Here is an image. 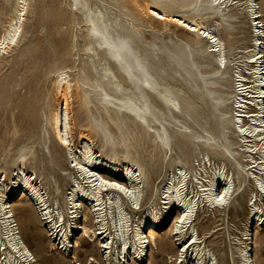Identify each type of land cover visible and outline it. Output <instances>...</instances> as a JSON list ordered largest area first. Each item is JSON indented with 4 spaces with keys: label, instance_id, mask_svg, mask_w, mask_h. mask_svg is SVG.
<instances>
[{
    "label": "bare ground",
    "instance_id": "bare-ground-1",
    "mask_svg": "<svg viewBox=\"0 0 264 264\" xmlns=\"http://www.w3.org/2000/svg\"><path fill=\"white\" fill-rule=\"evenodd\" d=\"M260 1L67 0V22L78 26L76 38L85 44L79 49L74 39L72 44L61 34L50 35L45 63L55 64V69L48 94L41 97V106L31 107L25 119L36 120L37 125L21 136L15 124L13 142L0 157V264H40L22 237L12 205L16 196L27 201L32 213L34 210L41 235L48 240V252H56L63 264L81 263L77 251L80 234L81 247L88 243L86 238L92 242L85 256L87 264H146L151 246L164 252L166 245L173 249V244L179 247L170 257L174 264H226L222 253L218 258L208 247V238L197 229V210L204 205L229 217L240 210L249 188L248 229L236 244L237 252L232 250L227 258L229 264H255V232L264 231V22ZM32 2L14 0V15L0 35V55L10 53L26 38L25 22ZM97 3L110 10L128 6L150 26L157 24L179 33L189 43L200 38L214 44L206 55L214 69L194 76L200 92L193 94L199 96L207 113L194 111L198 104L188 102L182 89L158 82L152 66L155 59L135 38L142 25L131 27L116 21L113 30L112 20L105 19ZM241 7V23L251 42L245 57L248 76L236 72V86L232 87L229 73L240 65H229L225 57L224 44L218 38V16L239 35L235 12ZM58 21L50 25H61ZM80 53L88 57L78 68L90 70L91 77L86 76L90 90L80 77L72 78L77 67L69 58L75 61ZM182 54L178 64L190 75L186 67L190 57ZM76 99L85 126L76 121ZM175 139L189 141L200 150L203 169L207 164L214 166L206 182L202 173L200 179L195 169L191 176L182 165L164 172L163 164L173 160L171 143ZM215 159L221 162L217 165ZM145 195L148 200L142 205ZM84 209L91 216L87 225L81 224L83 218L88 219L86 214L81 216ZM174 210L178 213L170 218ZM139 213V223L129 228ZM160 218L162 224L157 225L165 226L163 231L172 226L173 242L155 237L158 226L150 225Z\"/></svg>",
    "mask_w": 264,
    "mask_h": 264
},
{
    "label": "rangeland",
    "instance_id": "rangeland-1",
    "mask_svg": "<svg viewBox=\"0 0 264 264\" xmlns=\"http://www.w3.org/2000/svg\"><path fill=\"white\" fill-rule=\"evenodd\" d=\"M14 4V0H10V2L0 0V35L3 33V26L14 15ZM32 4L31 13L27 17V22H25L26 38L18 47L10 51V53L0 55V157L3 155L5 148L13 142L12 133L14 131L15 124L17 125L19 131H21V136H25L27 133L31 132L29 131L30 128L37 125L36 120L28 122L25 119L30 114L32 109L31 107L35 108V106H41V97L48 94L47 86H49V79H52V73L55 69V64L47 65L45 63L50 49V35L55 34L58 36L61 34L66 42H70L72 44L74 39L76 40L75 43H77L79 49H82L85 44L83 39L76 38V34L79 30L78 26H71L67 22L69 19L68 12L70 11L67 0H33ZM97 7L99 10H102L106 20H112L113 30L117 29L115 23L116 21H124L131 27L132 25H142L141 34L138 33L135 38H137L139 46L149 52L155 59L152 66L155 69V77L158 82L162 85H169L182 89V96L188 100V102L193 101L198 104L199 108L193 109L194 111H204L203 113H207L206 108L198 99L199 96L197 97L196 94H193V92H200L199 88L196 87L198 81L194 76L197 72H209L214 69V63L206 58L209 48L214 44L200 38H197V40L193 43H189V41L180 36L179 33L175 34L170 31H165L163 27L157 26V24L150 26L147 21H140L138 16L128 9V6H120L114 10H110L101 3H97L96 8ZM259 7L263 15L264 22V0L260 1ZM235 13L238 16L237 22H240L236 24L238 27L237 32L240 33L239 35H234L231 28L228 27V24L221 19L220 16H218L220 19L219 23H221L218 38L224 44L225 57L229 65L234 66V64L237 63L240 65L239 69H236V65L229 73V79L231 80L230 85L232 87L236 86L233 80L236 72L239 71L248 76V74L245 73L247 71L245 57L249 56L248 51L250 50L251 45L249 33L247 32V29H245L244 24L241 23L244 21V15L242 14L243 8L241 7L239 10L237 8ZM56 20H59L58 22L61 25L55 27L51 26L50 22ZM210 23H212V21ZM81 27H83V25H81ZM186 43H188V45ZM240 51L242 53H240ZM182 53L185 54V57H190L189 61L186 60V62H189L186 67L192 72L190 75L186 74L183 68H181L178 64L177 57H180L181 55L183 56ZM185 57L184 59H186ZM87 60L88 57L82 53H80V56H78L75 61L72 58H69V62L71 64L74 62L77 67L75 72L72 74V78L80 77L84 88L90 90L86 79V76L91 77L89 74L90 70L84 69L81 71L78 68H82ZM194 61H196V64H194ZM52 103L55 107L56 102L54 99L52 100ZM74 108L77 112V123L84 126L87 125L84 114L78 111V99L74 101ZM37 111L39 112L38 108ZM44 112L45 111H43V113ZM186 117L189 120L187 114ZM190 123L193 124L192 121H190ZM85 129L88 130V128ZM34 130L37 131V128ZM78 131L79 128L76 129V134ZM170 131L172 132V130ZM22 139L23 138L21 137L15 143L16 149L19 147V143ZM94 140L96 141V147L99 150V141L96 137H94ZM179 142L180 145L178 144ZM171 146L173 148V160L170 165H167L166 163L163 164L164 172L170 169L175 170L178 165H182L185 170H187L188 174H191V176L192 174H195V169L197 171L196 174L200 179L202 173L203 181L213 174L212 172L214 166L212 165V167H210V165L207 164V168L203 169L204 155H202L200 150L196 149L189 141L175 139L172 141ZM164 156L165 154L163 157ZM215 161L217 165L221 162L217 159H215ZM199 163L202 167L199 166ZM212 163L214 164V160ZM191 176H188L189 179ZM154 179L156 180L157 176H155ZM160 188L162 189L163 186ZM63 189L66 191L67 186L64 185ZM191 190L192 185L189 187V191ZM250 191L251 188L247 190L244 198L241 199L240 210L238 212H233L229 217L227 214L225 215L223 211L215 212L211 208L209 209L208 207H204V205L197 210V216L195 217V219L198 218L197 229L201 235L208 238L206 239V243L210 249L215 251L217 255L220 252L222 253L221 257H225L226 264H229L227 255L230 258L232 250L237 252L236 244L240 242V239L243 237V233L248 229L246 214L248 213L247 198ZM147 200V196L145 195L142 205L146 203ZM27 204L26 200L20 199L18 196H16L15 199H12V205L20 223L21 234L24 241L38 257L40 264H63L59 258H57L56 252H48V240L41 235L43 232L41 230L42 227L39 218L34 210L32 213L28 209ZM83 211L84 213H82L81 216L84 217L86 214L88 219L83 218L81 224L87 225L89 220H91V216H89L90 214L87 210L84 209ZM174 212L175 210L173 213ZM173 213L170 218H174L175 214L178 212ZM141 215L142 214L139 213L136 217L133 216L129 223V228L134 229L136 227L139 223ZM170 218L168 219V224L171 222ZM161 221L162 219L160 218L156 224L150 225L154 226V228H157L158 226V231L155 232V237L162 238L164 241L169 238V240L173 242L169 232L172 226L163 231L166 227L157 225L162 224ZM163 221H165L164 217ZM228 221L230 225L229 228ZM81 235L82 234H80L78 238L74 237V239L77 238L78 244L80 245L77 249L80 258L82 259L80 264H87L85 256L89 255L92 242L89 238H86L85 240L88 243H84V247H81L83 240ZM172 248L175 251L166 245L165 251L162 252L151 246V255L149 256L150 262L146 264H174L175 261H171L170 257L177 254V249L179 247H176L175 244H173ZM253 248L255 264H264V231L262 229H257L255 232ZM58 252L59 254L61 253L60 251ZM219 257L220 256L218 255V258ZM98 262L95 261L93 264H101L100 261Z\"/></svg>",
    "mask_w": 264,
    "mask_h": 264
}]
</instances>
